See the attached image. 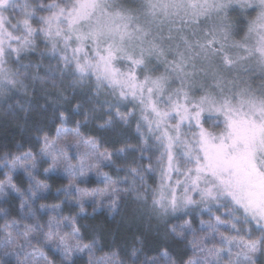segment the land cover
<instances>
[{
    "label": "snow or ice",
    "instance_id": "snow-or-ice-1",
    "mask_svg": "<svg viewBox=\"0 0 264 264\" xmlns=\"http://www.w3.org/2000/svg\"><path fill=\"white\" fill-rule=\"evenodd\" d=\"M0 107L55 124L3 158L0 196L27 209L22 229L3 225L31 248L18 264H137L149 237L163 264H261L264 0H0ZM40 162L71 199L34 207ZM93 176L104 188L79 187ZM98 212L115 227L80 224ZM101 233H131L130 262L118 247L96 257Z\"/></svg>",
    "mask_w": 264,
    "mask_h": 264
},
{
    "label": "trees",
    "instance_id": "trees-1",
    "mask_svg": "<svg viewBox=\"0 0 264 264\" xmlns=\"http://www.w3.org/2000/svg\"><path fill=\"white\" fill-rule=\"evenodd\" d=\"M40 74H44L43 70H41ZM39 102L43 104L44 100L40 99ZM49 115H51V112H49ZM37 123L44 125L46 131L50 129L51 133L54 134L55 124L38 114L37 111H30L27 114L19 112L17 116L13 118L5 117L2 107H0V181L4 180V172L7 171L2 167L3 158L6 153L9 154V159H11V154L20 155L29 148H32L33 151L38 149L39 145L35 144L34 139L37 135H43V133H37L35 131ZM56 123H58V121ZM21 145L22 147H19ZM121 146L122 145L120 143H114L112 145L113 148H119ZM47 167L48 162H40L37 165L35 173L36 180L47 184L49 188L46 192L41 194L42 198L35 201L34 207L36 209H39L41 204L52 206L61 203L66 199H71V197L66 198L63 192H60L59 194L57 193L58 189H62L68 185L67 179L60 175L46 177L44 175V169ZM104 171L109 172V174L115 179V173L113 171L107 168H105ZM13 183L17 185L20 192H24L28 188V178L23 170H17V172L14 173ZM104 186L105 185L101 181L97 180L95 176L91 177L87 183H81L79 185V187L86 188L89 191L96 188L102 189ZM20 204L21 199L15 192H10L7 196H0V264H18V258L14 253V249L15 251H20V248L18 247L19 245H24V251H31V248L26 245L22 231L16 228L8 230L3 228V225L6 222L10 223L12 220H16L21 225L22 229L23 223L26 221H23L21 217L27 209L21 210ZM86 211L91 213L92 208L90 206H86ZM68 214V208L67 205H65L63 215ZM47 219L48 216L44 215L41 222H46ZM118 219L119 218H117V220ZM204 219H208V217L205 216ZM80 224L104 225L106 230H110L115 227V223L112 221L111 217H108L106 214L100 212L96 214L94 219L81 220ZM8 231L12 232L14 244L7 243ZM85 235L87 237L85 239V243H87L88 240L92 238L91 228L86 231ZM97 239L99 243L98 250L95 252L96 257H101L105 255V253L109 252L110 249L118 247L121 250L122 256L124 251L127 250L129 255L124 256L123 258L129 260L130 262V251L133 240L131 233H117L115 236H109L105 233H101ZM137 247H139V245H137ZM164 250L165 245L162 241L149 237L143 245L137 264H143L145 259L152 258H158L160 260V264H163V257L161 254ZM169 250L174 249L170 248ZM19 259H23V252H21ZM87 259L88 256L87 253H85L83 259L77 260V264H87ZM259 259L261 260V264H264V257Z\"/></svg>",
    "mask_w": 264,
    "mask_h": 264
}]
</instances>
